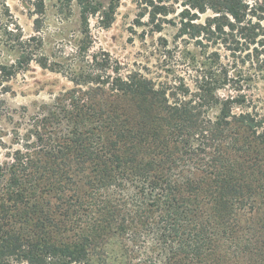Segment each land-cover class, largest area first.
<instances>
[{"label":"trees","instance_id":"16d2710c","mask_svg":"<svg viewBox=\"0 0 264 264\" xmlns=\"http://www.w3.org/2000/svg\"><path fill=\"white\" fill-rule=\"evenodd\" d=\"M63 1L78 4L80 39L49 51L42 27L18 26L19 57L0 61L5 93L33 62L73 83L0 137V264H106L119 238L149 264H264V117L242 68L264 70V0H137L136 26L231 52L193 86L93 49L90 19L108 27L120 0Z\"/></svg>","mask_w":264,"mask_h":264},{"label":"rangeland","instance_id":"374dc122","mask_svg":"<svg viewBox=\"0 0 264 264\" xmlns=\"http://www.w3.org/2000/svg\"><path fill=\"white\" fill-rule=\"evenodd\" d=\"M97 1L104 8L109 2ZM139 11L137 0H120L115 19L108 27L101 22L100 15L92 17L90 28L93 34V49H103L126 63H137L158 81L184 75L191 86L200 69L211 65L220 67L228 63V59H232L230 51L208 42L205 38L200 43L187 35L180 37L177 27L172 24H167L162 32H152L147 26H136L135 19ZM171 17L172 15L168 18ZM205 17L206 14L201 15V19ZM18 26L25 36L35 34L36 29L42 27L45 47L49 51L57 49L69 39L78 40L82 37L79 30V7L75 1L69 4L63 0H0V61L4 63L11 64L19 57L13 42L18 33ZM164 39H167V42ZM242 65L243 69L251 73L248 81L251 89L248 93L253 95L254 104L264 117V70L256 72L259 73L257 75L248 61ZM7 86L10 89L8 93L0 89V108L9 110L14 117L5 114L0 119V137H4L6 142L12 137L11 134H6L14 127L22 107L33 111L57 93L72 88L73 83L65 75L44 69L33 62L28 70L15 75ZM16 109L18 111L14 113ZM216 111L214 109L211 113ZM5 153L6 150L0 142V161L5 158ZM126 242L128 247L119 246ZM107 253L106 264H149L154 256L142 243L133 245L126 239L123 241V238L116 239ZM90 264L105 263L95 258Z\"/></svg>","mask_w":264,"mask_h":264}]
</instances>
